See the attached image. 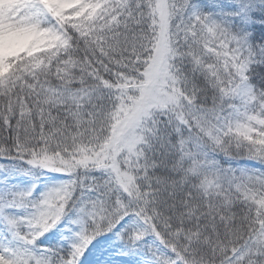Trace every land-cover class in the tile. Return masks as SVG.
<instances>
[{
    "label": "snow or ice",
    "instance_id": "6c2138e0",
    "mask_svg": "<svg viewBox=\"0 0 264 264\" xmlns=\"http://www.w3.org/2000/svg\"><path fill=\"white\" fill-rule=\"evenodd\" d=\"M0 264H264V0H0Z\"/></svg>",
    "mask_w": 264,
    "mask_h": 264
}]
</instances>
